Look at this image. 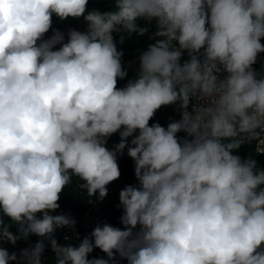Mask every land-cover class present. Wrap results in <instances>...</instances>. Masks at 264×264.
Here are the masks:
<instances>
[{
	"label": "clouds",
	"instance_id": "obj_1",
	"mask_svg": "<svg viewBox=\"0 0 264 264\" xmlns=\"http://www.w3.org/2000/svg\"><path fill=\"white\" fill-rule=\"evenodd\" d=\"M88 3L0 0V243L46 238L56 264H109L116 254L128 264H264V169L233 154L245 139L264 152V77L253 69L264 52V0H115L105 12ZM53 15L83 17L87 29L44 40ZM138 20L155 21L162 39L118 88L127 73L112 33L143 35ZM181 50L190 56L183 66ZM178 102L180 120L149 125ZM126 147L140 187L119 193L123 228L97 225L78 246L58 244L55 231L75 220L51 213L72 177L103 199ZM94 248L107 259H90ZM44 249L43 240L23 249L21 264H42ZM17 260L0 246V264Z\"/></svg>",
	"mask_w": 264,
	"mask_h": 264
},
{
	"label": "trees",
	"instance_id": "obj_2",
	"mask_svg": "<svg viewBox=\"0 0 264 264\" xmlns=\"http://www.w3.org/2000/svg\"><path fill=\"white\" fill-rule=\"evenodd\" d=\"M115 8V0H89L87 5V11L98 10L100 12L111 11ZM87 14V13H86ZM138 26L146 27L148 30L143 34L138 32L127 33V32H113V39L118 51L123 53L121 58L123 70L126 71L127 75L123 79L117 80V87L123 88L130 80H135L138 77L140 71V61L139 56L147 51L149 46L156 42L154 33L155 27L153 22H148L145 20H138ZM52 25L59 28V30L65 34V39H67V33L70 29L77 30H86L87 22L83 17L72 18L61 20L57 16H52ZM68 28V29H66ZM48 33L43 37L44 40H47ZM261 43L264 44V38H261ZM204 49L200 50V53H196L201 59H203ZM264 57V52L258 54L256 65L259 67L260 60ZM190 60V56L187 50H183L179 63L181 66L185 62ZM179 103V102H178ZM175 104L162 106L158 109L154 117L149 121L151 126L154 123H159L161 126L167 128L168 124L172 121H178L181 119L179 113L174 111ZM122 130V129H121ZM138 134V133H136ZM134 134V135H136ZM177 137L180 140L189 139L190 137L186 132L180 131L177 133ZM119 131L116 133V143L120 142ZM132 137L128 138V143L130 145ZM227 143L229 141H222ZM234 155H238L242 160L253 158L257 161L258 168L263 167L260 165V156L255 151V140H247L244 144L240 145L239 148L233 151ZM120 170V177L111 182L110 185L114 187L115 195H110L107 190V195L101 199L99 193L89 197L87 191L79 187L83 181H80L77 177L73 176L71 183L65 187L63 192L60 195L58 201L59 208L51 213L53 215L66 214L70 215L76 213L81 216L84 211L88 208L89 201L92 199L98 203L97 213L100 216L102 221H120V217L123 214V208L120 206L119 193L126 186H134L139 188L140 182L135 176V162L128 156L127 147L124 149L123 154H120V162L118 163ZM107 187V186H106ZM5 223L10 225L9 230L14 234H18L17 226L12 224L11 221L4 217ZM139 228V226H138ZM137 228V230H138ZM54 238L57 242L60 241L59 236L54 233ZM42 237L36 235H29L26 239L21 238L17 240L16 244L13 245L8 241L0 243V246L6 248L9 253L12 252L15 248H25L30 245H35L37 242L41 241ZM45 245L44 252L42 257H45L44 264H56V257L53 251L50 249V242L48 239L43 238ZM124 258H121L118 254L115 256L114 262L111 261L109 264H126L128 262H123Z\"/></svg>",
	"mask_w": 264,
	"mask_h": 264
},
{
	"label": "built area",
	"instance_id": "obj_3",
	"mask_svg": "<svg viewBox=\"0 0 264 264\" xmlns=\"http://www.w3.org/2000/svg\"><path fill=\"white\" fill-rule=\"evenodd\" d=\"M152 22L154 23L155 32H156L157 31L156 23H155V21H152ZM66 29H68V28H66ZM57 30L60 31L58 27L52 25L50 30L48 31L47 39L51 38L52 35ZM154 37H155V40L162 39L161 37H156L155 35H154ZM174 45H175V47L178 48V42H174ZM57 47H59V46H57ZM182 51L183 50H181V54H182ZM218 68H220V71L217 72V73H214V74L217 75L218 79L225 78L228 74H227L226 71H224L223 66L222 65H218ZM253 69L256 70L258 78L264 77V57L260 60L259 67L255 63L253 65ZM197 103H198V100H197L196 97H190L189 107H188L187 110L191 112L193 106H195ZM174 111L176 113H179L181 118H182L183 109L180 108L179 103L175 104ZM262 138H264V137H262ZM115 139H116V134L115 133L107 138L105 146L109 150H113L114 149V147L116 145ZM246 141H247V139H245L240 145L244 144ZM258 145H259V140H255V151L260 156V159H261L260 160V165L264 169V152L257 151ZM118 162H120V154L119 153L117 154V163ZM107 190H108L109 193L114 194V187L112 185L108 184L107 185ZM97 210H98V203L95 202L94 200H90L89 204H88V208L84 211V213L81 216H79V215H77L75 213L69 215L70 218L75 220V226H74V228H58L55 231L56 234L60 238V241L58 242V244H60L62 246L63 245H67V244H72L74 246H78L80 241L84 237L90 236L91 232L94 230V228L97 225H101L102 226L104 224H109V225H111L113 227H117V228H121V229L123 228V225L120 223V221H117V222L102 221L100 219V216L97 213ZM66 237H67V239H66ZM41 240H43V238ZM32 247H34V245H30V246H27V247L22 248V249L15 248L12 252H10V254L11 253L17 254L18 260L10 262V264H21V261L19 259L21 251L23 249H31ZM49 247L51 249V245ZM89 258L90 259L91 258H105V259H107V256L100 249L94 248L93 252L89 254ZM44 261H45V257H42V264H44ZM121 261L128 262L126 258H124ZM126 264H128V263H126Z\"/></svg>",
	"mask_w": 264,
	"mask_h": 264
}]
</instances>
